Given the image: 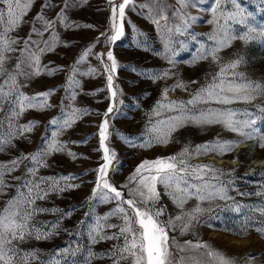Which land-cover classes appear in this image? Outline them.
Returning <instances> with one entry per match:
<instances>
[{
    "label": "rangeland",
    "instance_id": "1",
    "mask_svg": "<svg viewBox=\"0 0 264 264\" xmlns=\"http://www.w3.org/2000/svg\"><path fill=\"white\" fill-rule=\"evenodd\" d=\"M119 2L122 0H116L117 4ZM66 3L69 5L67 8ZM238 3L246 13H251L250 25L260 31L261 27H264V0H238ZM213 4L214 0H203L197 7L183 9L185 15L198 17L195 23L189 20L190 27L185 30L184 20L178 15H173V11L180 8L177 0H166L167 25L165 27V21L161 20V28L158 29L149 18V8L158 9L160 6L154 4L153 0H132L125 9L124 35L115 44L108 45L103 37L96 43L100 33L111 34V5L108 0H87V3H82L81 0H32L20 27L8 35L20 41L16 45L17 48H23V41L31 34L33 27L38 32L44 31V23L37 19L38 15H42L45 21L54 22L53 28L44 32L42 37L32 35L35 45L40 48L45 46V41L49 42L47 50L37 53L40 57L37 66L40 75L18 78L20 91L28 97H37L33 101L37 107L24 111L9 129L6 118L11 114L15 98L5 100L3 110L0 111V121L4 122L0 134L7 138L8 133H15L19 125L31 121L39 123L32 132L16 136L12 144L5 145L4 150L0 151V165H8L18 157L35 153L38 148L42 149L52 139L51 133L58 127L49 124L51 119L57 118L62 124L64 119L69 118L73 108L84 111L73 126L64 129L57 138L64 145V150L46 156L44 160L47 167H38L36 175L32 176L27 169L36 165L25 159L16 171L4 177L10 186L0 194V209L6 207V202L16 197L20 190L21 181L13 177H20L25 182L40 183L41 194L48 192L46 198L37 199L33 205L37 211L30 221V227L34 230L32 237L18 244L22 252L35 253L34 257H29L28 264H54L55 261H59V264H85V261L87 264H116L119 258V249L124 246V238L119 233L123 219L118 215H110L117 207L118 201L101 203L92 198L98 175L96 169L104 163V152L99 143V125L105 119L103 114L112 104V90L117 92V97L114 111L107 118L105 144L110 150V155L112 152L115 155L112 156L106 179L123 193L125 199L130 198V189L135 187L129 178L142 161L178 156L185 148L194 153L197 146L207 143L214 147L217 140L239 138L222 125H188L171 133L167 137V143H157L155 137L158 133L151 131L155 125L160 128L162 136L166 127L158 122L176 114L168 108L170 102H186L197 90L210 84L220 69L231 62L240 61L235 69L228 70L229 77L232 73L243 74L244 81L264 85V37L258 36L247 43L239 38L231 39L233 36L243 35L246 29L242 25H232L226 46L216 53V61L211 57L206 60L196 59L202 51L207 52L217 47L216 42L209 39L216 26L207 23L212 19L210 8ZM145 5L147 7H144ZM62 9L66 21H61L58 15ZM233 10L231 0H221V12L226 14ZM151 15L158 18L157 11H153ZM65 23L70 27H65ZM85 25L94 27L88 28ZM176 28L181 30L177 32ZM166 43L169 45L167 52ZM35 45L33 51H36ZM89 48L90 54L81 60V56ZM109 49L112 50L118 65L117 70L112 73V90L107 87L108 72L104 67L111 64L106 56ZM9 55L5 67L13 72L19 52ZM170 59L172 63H169ZM35 70L32 69L33 72ZM90 70L92 75H83ZM49 72H52V75H48ZM165 72L169 73L166 78ZM180 83L184 84L187 90L176 87ZM50 89H55V93L47 97L39 95ZM73 92L76 93L74 101L70 99ZM44 103L52 106L40 110L39 105ZM261 104H264V97L258 98L253 104L237 102L230 106L241 112L248 110L257 114L253 127L258 136H264V118L257 112ZM197 107L219 106L199 104ZM157 112L161 115L157 116ZM45 137L47 139H44ZM148 143L152 146L141 147ZM247 145L242 148L238 145L230 154L223 156L209 152L184 157L190 165L207 164L223 169L224 174L213 176L209 173L204 179L226 188L227 194L232 197L231 200L201 202L193 196L181 209L173 202L165 188L157 185L159 199L150 203L148 208L153 213H162L158 217L162 224L168 225L170 220L175 223V230L168 231L169 237L175 240L170 249L174 254L175 264H195V261L201 258L199 251H178L185 241L207 242L214 249L234 258L236 264H245L249 254L254 258L253 264H264V236L255 231L257 227H264V216L259 212V209L264 208V162H256V166L249 168L253 161L252 156L258 154L264 157V149L255 147V140H247ZM234 157L239 159L234 160ZM218 158L221 160L218 161ZM228 170L235 171L229 175ZM39 178H44L42 183ZM66 185L79 187L66 188ZM198 204L201 208H210L212 211L201 214L199 223L181 234L180 227L187 217L180 221H176L175 217L182 213H192ZM237 205H242L239 213L233 210ZM40 209L44 211H39ZM209 216L218 217V222L230 227L239 226L245 220H250L252 224L248 234L236 235L207 227L205 221ZM97 224L100 226L97 242L92 243L88 233L90 229H96ZM36 235L42 238L37 240ZM45 236L47 238H44ZM110 236L120 238H105ZM69 248H78L79 251L72 256L64 252ZM181 256L184 257L183 261ZM120 264L132 262L127 259L121 260Z\"/></svg>",
    "mask_w": 264,
    "mask_h": 264
},
{
    "label": "snow or ice",
    "instance_id": "2",
    "mask_svg": "<svg viewBox=\"0 0 264 264\" xmlns=\"http://www.w3.org/2000/svg\"><path fill=\"white\" fill-rule=\"evenodd\" d=\"M82 3H87V0H81ZM132 0H122V2L116 3V0H108L111 5V25L109 32L100 33V36L96 38V43L100 42V38H104V42L108 45L115 44L124 35V19L125 9L131 4ZM32 0H0V111L3 110V102L10 98H15V105L11 111V114L6 119L8 120L9 129L12 128L13 121L18 118L24 111L34 109L37 107L34 100L37 97H28L20 91L19 77L30 78L33 75H40L39 68L37 67L40 62V57L37 54L43 53L49 48V42H44V47L40 48L39 45H35L32 40V35L36 34L43 36L44 32L53 28V21H45L42 15H38L37 19L43 21L44 31H39L33 27L31 34L23 41L24 47L17 48L16 45L20 43L18 39H12L8 35L20 27L23 22V17L31 7ZM154 4L159 5L158 9L149 8V18L157 26L161 28L160 21H165V27L167 25L166 15V0H153ZM179 9L173 11L174 16H180L184 20V29L187 30L190 25L188 21L195 23L198 19L196 16L190 14L185 15L182 10L188 7H197L203 3V0H177ZM221 0H214V4L211 6L210 11L212 13V19L207 23L215 25L214 34L209 37L210 40L215 41L217 47H214L207 52H201L196 58L197 60H206L211 57L212 60H217L216 53L226 46V40L228 39V33L231 32L233 24L242 25L246 29L243 35L233 36L231 39L239 38L245 43L256 39L258 36L264 37V27H261L260 31L252 27L249 23V17L251 13H246L244 8L238 3V0H231L234 10L228 13L220 11ZM69 5L66 3L65 8ZM144 7H147L145 5ZM158 12V18L152 17V12ZM61 21H66L64 16V9L58 14ZM65 27L70 25L65 23ZM79 27V26H77ZM85 27L92 28V25H85ZM181 29L176 28L179 32ZM170 31V29H169ZM223 37V38H221ZM35 45L36 51H33ZM95 45H92L94 47ZM165 51H169V45L165 44ZM19 52V59L15 65V71L10 72L6 69L5 65L10 58L11 53ZM91 48L86 51L81 60L85 56L89 55ZM107 60L111 62L110 65H104L107 75V87L109 90L113 88V75L117 70V60L109 49L106 53ZM173 61L170 59L169 63ZM239 60L229 63L227 66L222 67L220 72L213 77L210 84L197 90L192 97L186 102L172 101L168 105L171 111L176 114L167 116L164 120H160L158 123L166 127V131L162 133L160 128L155 125L151 131L158 133L155 137L157 143H167V137L171 133L178 131L180 128L192 125L197 127H207L212 125H222L225 129L232 133L237 134L238 139L232 140H217L215 146L212 147L209 144L197 146L194 153H190L189 149L185 148L178 156H172L169 158H158L155 161L144 160L135 169V173L130 177V182L135 184L134 188L130 189V198L125 199L123 193L113 186L106 179L108 169L111 165L112 156L110 150L106 146L107 129H108V117L113 113L114 105L116 103L117 92L111 91L112 104L103 114L105 119L99 125V143L100 148L103 149L104 163L96 169L98 175L95 182V187L92 190V198L98 199L101 203H107L110 200L118 201L117 207L110 213L112 216H121L123 219V226L119 228L120 236L124 238V246L119 249V258L116 260V264H120L121 260L130 259L132 264H175L174 254L170 250L171 245L175 243L174 238H170L168 231L175 230V223L170 220L168 225L162 224L158 217L161 212L153 213L148 208L150 203L159 199V192L157 185H162L167 194L170 195L173 202L178 207L183 209L187 200L196 197L197 200L204 202H211L216 199L231 200L227 194V189L220 187L219 184L210 183L204 179L206 175L212 173L224 174L223 169L215 168L211 165H190L184 158L191 155L208 154L209 152L219 154L221 156L230 154L235 147L244 143L247 140H255V147L264 149V136H258L256 130L253 127L256 123L257 114L251 113L248 110L241 112L238 109L230 107L237 102H243L247 104H253L258 98L264 97V85L254 83L251 81H244L243 74L232 73L231 77L228 76L229 69H235ZM36 69L34 72L32 69ZM48 75H52L49 72ZM85 76L92 75V70L83 73ZM169 73L165 72L166 78ZM71 79V78H70ZM78 83V82H77ZM197 83V81H192ZM176 87L184 88L186 86L182 83L177 84ZM103 89H101L102 91ZM55 89H50L47 92L39 94L40 96L47 97L50 94H54ZM167 89L165 90V95ZM76 93L70 96L71 100H75ZM211 105L215 104L219 107H205L199 108L197 105ZM52 105L48 103L40 104V110H44ZM84 110L75 109L71 110L69 118L64 119L61 124L57 118H53L49 121L51 125H58L57 130L51 133L52 139L41 149L38 148L35 153L25 154L22 157H18L8 165H0V194H3V190L10 185L5 180V175H10L16 171L23 160H30L36 167L28 168L27 171L35 176L38 167H47V163L44 158L55 152H61L64 150V145L57 138L62 134L64 129L71 128L77 119L80 118L81 112ZM258 114L261 118H264V104H261L257 108ZM157 116L161 113L157 112ZM3 121H0V128L3 127ZM38 121H31L25 125H19L15 133L9 132L7 138H4L3 134H0V151L4 150L5 145L12 144L13 139L16 136H23L25 133L33 131L34 127L38 124ZM163 137V138H162ZM44 139H47L45 137ZM144 146H152L151 143ZM203 149V151H201ZM69 155H73L69 153ZM75 158V157H74ZM239 157H234V160H238ZM264 170V169H262ZM235 170H228L229 175H232ZM13 179L21 181L20 190L13 199L6 202V207L0 209V264H28L30 256L35 253L22 252L18 244L23 243L26 239L32 237L33 229L30 227V221L36 214L37 209L33 207L37 199H44L48 195V192L41 194L40 183L35 181H23L20 177H13ZM41 183L44 178H39ZM67 179V178H66ZM197 181L199 183H197ZM79 187V185H66V188ZM64 191V189H59ZM114 194V195H113ZM258 195L262 193H257ZM240 195H245L240 193ZM138 198V199H137ZM144 205V207H141ZM126 206V207H125ZM242 205H237L233 209L239 213ZM39 211H44L40 209ZM212 210L204 209L199 206L195 207L192 213H182L175 217L176 221L187 219L180 227L181 234L188 232L191 227L199 223V217L205 212H211ZM260 215L264 216V208L259 209ZM87 215V214H86ZM107 219V217H104ZM219 218L215 216H209L205 221L207 227L212 230H222L236 235H246L251 227L252 222L245 220L239 226H228L222 222H218ZM99 224L96 229L89 230V238L92 243L97 242V234L99 232ZM110 227H117L116 225H110ZM255 231L264 236V227H257ZM42 237L36 235L35 239L39 240ZM44 238H47L46 236ZM107 239H119V236L105 237ZM203 250V251H201ZM79 249H65L64 252L75 256ZM180 253L189 251H199L200 259L195 261V264H236V260L227 256L221 251L214 249L207 242H193L185 241L183 246L178 248ZM184 257L181 256V261ZM191 259V257H190ZM253 256L251 254L245 260V264H253ZM54 264H59V261H55ZM87 264V261H85Z\"/></svg>",
    "mask_w": 264,
    "mask_h": 264
},
{
    "label": "bare ground",
    "instance_id": "3",
    "mask_svg": "<svg viewBox=\"0 0 264 264\" xmlns=\"http://www.w3.org/2000/svg\"><path fill=\"white\" fill-rule=\"evenodd\" d=\"M246 143V144H245ZM249 145V144H248ZM247 145V141H245L244 143H242V144H240L239 145V148H242V147H247L248 146ZM249 148V147H248ZM252 159H253V161H254V164H253V161H252V163H250L251 165L249 166V168H251V167H253V166H256V162L257 163H263L264 162V157H260L258 154H254L253 156H252ZM218 161H220L221 159H217Z\"/></svg>",
    "mask_w": 264,
    "mask_h": 264
},
{
    "label": "water",
    "instance_id": "4",
    "mask_svg": "<svg viewBox=\"0 0 264 264\" xmlns=\"http://www.w3.org/2000/svg\"><path fill=\"white\" fill-rule=\"evenodd\" d=\"M252 162V161H251ZM254 164V163H253Z\"/></svg>",
    "mask_w": 264,
    "mask_h": 264
}]
</instances>
